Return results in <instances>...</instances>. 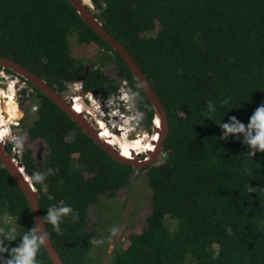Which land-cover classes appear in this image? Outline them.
Segmentation results:
<instances>
[{
    "label": "trees",
    "instance_id": "1",
    "mask_svg": "<svg viewBox=\"0 0 264 264\" xmlns=\"http://www.w3.org/2000/svg\"><path fill=\"white\" fill-rule=\"evenodd\" d=\"M92 3L103 27L145 73L169 122L164 160L146 167L151 211L145 227L115 249L110 264H264V151L250 155L253 150L243 133L225 138L221 127L233 116L247 125L264 103V0ZM73 31L79 42L95 43L113 55L107 57L113 59L115 73L129 80L144 110L143 120L150 124L153 110L142 88L68 0H0V56L22 64L60 91L86 71L83 90L97 89L100 96L113 92L104 63L94 67L72 56L67 37ZM30 85L39 106L27 134L31 141L44 140L48 149L37 172L42 179L32 180L41 194L45 227L64 264H92L87 207L99 195L111 196L128 185L135 167L112 159ZM21 160L33 177L37 165L30 149ZM64 205L71 212L62 215L56 232L46 213L49 207ZM2 214L16 222L10 233L15 238L0 239L5 249L0 261L6 264L11 249L34 223L27 199L0 164ZM36 259L52 264L43 245Z\"/></svg>",
    "mask_w": 264,
    "mask_h": 264
},
{
    "label": "water",
    "instance_id": "2",
    "mask_svg": "<svg viewBox=\"0 0 264 264\" xmlns=\"http://www.w3.org/2000/svg\"><path fill=\"white\" fill-rule=\"evenodd\" d=\"M68 2L74 7L80 18L121 57L151 104V108L154 112L153 116L158 119V121L152 125V134L154 136L152 148L146 150L143 157H140V155H132L131 157L121 155V151H119L118 148L105 141V136H103L93 122L83 114L82 109L80 111H75L73 109L72 98H66L60 90L52 87L45 79L35 74L27 67L4 56H0V66L21 76L37 88L42 94L52 100L112 159L119 163L129 164L140 169L157 164V159L163 154L165 141L169 132L168 117L159 95L154 90L132 54L118 39L103 27L102 21L91 9V7L94 6L92 0H87V2L86 0H68ZM85 76L86 72L79 76L78 79L84 80ZM93 92L97 93V89H93ZM7 137L10 139L9 136ZM0 164L7 170L27 199L34 227L38 229V234L45 236L43 247L51 259L52 264H64L45 227V222L38 201L41 194L34 186L33 181L31 184L28 182V179L31 178V176L26 172L22 160L18 159L5 149L4 139H0ZM0 264L3 263L0 261Z\"/></svg>",
    "mask_w": 264,
    "mask_h": 264
},
{
    "label": "rangeland",
    "instance_id": "3",
    "mask_svg": "<svg viewBox=\"0 0 264 264\" xmlns=\"http://www.w3.org/2000/svg\"><path fill=\"white\" fill-rule=\"evenodd\" d=\"M98 13V9H92ZM155 32L158 29L156 23ZM72 56L82 60L85 64L93 63L94 67L104 63V73L113 78L116 82L114 72V61L107 57L110 53L103 51L95 43H81L76 33L70 32L67 37ZM111 57V56H110ZM114 82V81H113ZM70 90H64L63 94L68 95ZM6 95L3 93L2 98ZM21 110V117L17 119L18 125L10 128L11 136L20 134L22 153L30 149L37 165L36 172L43 166L44 156L47 153L46 142L42 139L29 140L26 128L31 124L34 112L25 108L28 107L27 98L16 101ZM9 136V137H11ZM166 153L157 159V163L164 160ZM41 158H40V157ZM37 174V173H36ZM85 176L90 175L83 171ZM35 175V173H34ZM46 185L43 184L45 190ZM151 211V190L147 184V173L145 168H135L131 174L130 182L114 192L113 195H99L96 202L89 203L87 207V232L93 234V247L89 252L92 264H110L113 252L117 247H124L128 243L130 234L140 232L146 224V218ZM16 222L6 214L0 216V239L6 238L14 230ZM115 228L113 234L111 229ZM186 264H191L189 261Z\"/></svg>",
    "mask_w": 264,
    "mask_h": 264
},
{
    "label": "built area",
    "instance_id": "4",
    "mask_svg": "<svg viewBox=\"0 0 264 264\" xmlns=\"http://www.w3.org/2000/svg\"><path fill=\"white\" fill-rule=\"evenodd\" d=\"M115 78L114 91L104 96H100L98 92L94 93L92 90L83 92L82 83L79 80L66 82V90H70L66 97L72 98L73 105L77 104L80 110H83V114L93 122L101 133L107 131L110 137L105 138L113 140V145L118 149V137L126 139L127 141H134L135 138L140 137L143 140H147V147L152 148L154 139L152 134L153 123L146 125L144 122V110L138 106L137 98L131 95L132 91L129 80L126 77L118 76L116 73ZM2 86H5L7 94L12 91L11 88L14 89L13 99L17 100L19 97L21 99L27 98V104L30 106L31 111H36L39 104L38 98L35 96L34 89L25 79L0 68V88ZM121 89H124L123 93ZM125 94L130 96V99H123L122 97ZM34 97L35 99L33 100ZM96 105L99 107H96ZM10 126L9 124V131L7 134H10ZM16 139L17 133L11 136L10 139L6 137L4 143H12L11 151L20 156L21 149L20 146L18 147L16 145ZM145 151L146 149L143 148L142 153L139 155H145ZM133 152L135 153V151Z\"/></svg>",
    "mask_w": 264,
    "mask_h": 264
},
{
    "label": "clouds",
    "instance_id": "5",
    "mask_svg": "<svg viewBox=\"0 0 264 264\" xmlns=\"http://www.w3.org/2000/svg\"><path fill=\"white\" fill-rule=\"evenodd\" d=\"M86 2H87V0H86ZM91 9H94V6L91 7ZM110 56H111V58L113 57L112 54H110ZM0 68H3V67L0 66ZM3 69L8 71L6 68H3ZM8 72L17 75L16 73H14L12 71H8ZM17 76H19V75H17ZM19 77L22 78L21 76H19ZM22 79H24V78H22ZM76 80L81 81V83L83 81V80L78 79V77L76 79L72 80V81H76ZM72 81H68V82H72ZM113 81L115 83V80H113ZM28 84L30 85L29 82H28ZM2 88L5 90V86H2ZM66 88H67V86H66ZM82 91L83 92L87 91V90H83V84H82ZM92 91H93V89H92ZM63 92L64 91H61L62 94H63ZM121 92L123 93L124 89H121ZM131 95L135 96L136 93L133 92V93H131ZM64 96L66 97V95H64ZM122 98L123 99H130V96L125 94ZM34 99H35V97L33 98V100ZM14 100L17 101L16 99H14ZM38 103H39V99H38ZM222 103H228V100H224V101H222ZM94 105H95V102H94ZM38 106H39V104H38ZM28 107H29V110L31 111L29 105H28ZM96 107H99V106L96 105ZM208 108L209 109L213 108V104H212L211 101L208 102ZM153 119H154V121H153ZM156 120L157 119L153 116L151 118V123H155ZM10 125H11L10 128L13 127V126H17L18 122L16 124H10ZM221 127L224 130L223 136L225 138L229 134L243 133L244 134V138H245V142L248 145H250L252 150H253L250 153V155L254 154L255 151H264V103L260 104L255 109L253 114L249 117V121H248L247 125H245L243 122L238 121L237 118L233 116V117L230 118V122L229 123H223V124H221ZM11 134L12 133L10 131V134H7V136H11ZM19 136L21 138V135L17 134V139L15 140V143H16V145L18 147L20 146V148H21V141H20ZM13 139H15V138H13ZM5 145H8V144L4 143V146ZM11 146H12V143L9 146V152L12 153L15 157H17L18 159L21 160V156L23 154L22 150H21V155L19 156L16 153H13L11 151ZM162 155H164V151H163ZM143 156L144 155H142L140 157H143ZM36 173L37 172H35V174ZM41 179H42V176L39 175V174H36L33 177L29 178L28 182L31 184L32 180L40 181ZM70 212H71V208L69 206H67V205L59 206V207H56V208L49 207V209H48V211L46 213L45 219H46V221L48 223H50L53 226V229L56 232H59V224H58V222L60 221L62 215L68 214ZM111 231L114 234L116 232V229L112 228ZM8 238L9 239H14L15 237L9 235ZM44 242H45V236L38 234V229L36 227H33L30 230L29 233H26V234H24L22 236V242L20 243V245L11 249V258L7 259L6 264H40V261H37L36 257H37L38 249L39 250L41 249V246L44 244ZM3 251H5V249L3 247H0V252H3Z\"/></svg>",
    "mask_w": 264,
    "mask_h": 264
},
{
    "label": "bare ground",
    "instance_id": "6",
    "mask_svg": "<svg viewBox=\"0 0 264 264\" xmlns=\"http://www.w3.org/2000/svg\"><path fill=\"white\" fill-rule=\"evenodd\" d=\"M11 92L8 94L1 87L0 88V139H5L6 134L9 131V124H16L17 119H19L22 115L18 104L13 99L14 89L11 88ZM3 93L6 95L5 99L2 98ZM73 109L75 111H80V108L77 104L73 105ZM158 119L155 121L157 123ZM105 137H110V135L106 132L102 133ZM119 151H121V155L126 157H131L132 155H139L142 153L143 148L146 150L151 149L146 146V139L143 140L140 137L135 138L134 141H127L126 139H121L118 137ZM106 142L110 144H114L113 140L105 139ZM135 151V153L133 152Z\"/></svg>",
    "mask_w": 264,
    "mask_h": 264
},
{
    "label": "flooded vegetation",
    "instance_id": "7",
    "mask_svg": "<svg viewBox=\"0 0 264 264\" xmlns=\"http://www.w3.org/2000/svg\"><path fill=\"white\" fill-rule=\"evenodd\" d=\"M85 72H86V71H85ZM85 72H84V73H85ZM91 90H92V89H91ZM39 157H40V156H39ZM40 158H41V157H40Z\"/></svg>",
    "mask_w": 264,
    "mask_h": 264
}]
</instances>
